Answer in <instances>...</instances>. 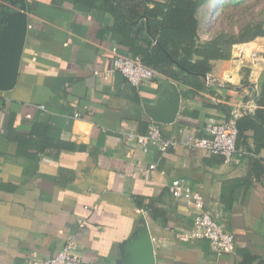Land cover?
I'll return each instance as SVG.
<instances>
[{
  "label": "crops",
  "instance_id": "0c3cea01",
  "mask_svg": "<svg viewBox=\"0 0 264 264\" xmlns=\"http://www.w3.org/2000/svg\"><path fill=\"white\" fill-rule=\"evenodd\" d=\"M9 1L0 0V13ZM25 2L27 37L16 85L0 92V135L9 126L25 136L35 129L44 150L20 156L17 144L0 136V264L53 257L68 241L87 264H132L143 211L136 196L144 205L157 199L165 213L157 220L146 214L155 264H238L243 251L256 257L253 264L264 262V175L250 176L248 158L226 166L203 151L160 154L155 147L130 156L121 133H146L151 118L166 112L155 106L176 92L179 110L172 123H160L162 135L187 131L205 137L208 119H227L232 106L258 93L264 71L251 68L244 84L248 66L232 58L214 60L210 73L222 87L206 89L203 77L205 89L196 91L161 76L136 88L113 71L112 61L140 56L143 42L150 41L143 20L117 19L104 0ZM206 6L196 14L201 42L208 41L200 24ZM263 42L255 44L264 52ZM246 135L252 144L253 133ZM258 159L264 165V149ZM173 179L185 180L234 235L232 253H215L204 240L177 238L191 229L193 214L170 195Z\"/></svg>",
  "mask_w": 264,
  "mask_h": 264
},
{
  "label": "trees",
  "instance_id": "16d2710c",
  "mask_svg": "<svg viewBox=\"0 0 264 264\" xmlns=\"http://www.w3.org/2000/svg\"><path fill=\"white\" fill-rule=\"evenodd\" d=\"M104 1L109 6L107 10L117 19H125L131 24H136L137 20L145 22L150 41L143 42L145 48L138 52L145 65L157 70L162 76L187 85L196 91L205 89L203 77L211 72V61L230 60L234 45L246 43L261 36V33L255 29L245 41L241 37L220 33L214 39L201 42L197 32L196 14L198 9L210 0ZM247 28L249 29L248 26ZM149 47H152L151 53L146 51ZM244 69L246 70L244 84H246L251 68L245 67ZM253 99L257 106L255 112L241 115L236 120L238 131L236 148L240 152V158H248L250 176L261 177L264 175V165L258 159V155L264 149V72L259 77L258 93ZM248 131L253 133L252 144L248 143L246 135ZM0 136L6 142L17 144L16 153L20 156L31 158L33 156L27 152L30 149L44 150V147L38 144L33 137L40 136L35 129H32L29 136H25L9 126L5 136ZM143 201L142 197L134 198L136 207L149 212L153 220L164 218L165 213L156 206L157 199H148L146 205ZM241 254L242 260L238 264H253L257 260L248 252L243 251ZM258 264H264V262L260 261Z\"/></svg>",
  "mask_w": 264,
  "mask_h": 264
},
{
  "label": "built area",
  "instance_id": "2783aa9c",
  "mask_svg": "<svg viewBox=\"0 0 264 264\" xmlns=\"http://www.w3.org/2000/svg\"><path fill=\"white\" fill-rule=\"evenodd\" d=\"M231 58L238 61L240 65L264 71L263 48L257 47L255 41L234 45ZM112 67L113 71L121 74L136 88L154 80L156 77L162 76L157 70L145 65L139 56L133 58L116 56L112 61ZM204 84L206 89L213 88L214 86H223V83L219 82L211 73L205 75ZM211 99L215 104L219 102L216 96H213ZM41 108L44 109V106H41ZM256 109L257 106L254 99L251 98L232 106L228 119H208L204 126L205 137H197L195 134L187 131H182L179 136L164 137L160 124L151 121L147 132L144 134L123 130L121 132L123 143L130 156L136 151L146 154L152 147H155L160 154H166L169 151L182 148L203 151L210 156L220 157L223 165L229 166L233 163H239L238 158L240 157V152L236 148L238 136L236 120L241 115L253 114ZM78 116L75 115L76 118ZM148 168L152 170L155 166L150 165ZM168 190L175 200L186 203L193 214L191 229L176 235L180 241L204 240L208 242L211 250L215 253L230 254L233 252L235 247L234 235L225 231L215 217L205 209L204 200L199 193L194 192L183 179L171 180L168 184ZM146 214L147 211L143 210L142 218L145 220ZM165 230H170V227H166ZM152 242H154L153 239ZM26 264L87 263L76 252V244L73 241H68L55 256L43 260H29Z\"/></svg>",
  "mask_w": 264,
  "mask_h": 264
},
{
  "label": "water",
  "instance_id": "95a60500",
  "mask_svg": "<svg viewBox=\"0 0 264 264\" xmlns=\"http://www.w3.org/2000/svg\"><path fill=\"white\" fill-rule=\"evenodd\" d=\"M10 6L0 13V92L14 89L28 29L27 6L25 0H10ZM205 77V76H204ZM180 96L174 93L167 103L159 102L156 112L165 109V114L152 117L160 124L172 123L179 110ZM141 230L132 239L134 253L132 264H155L154 245L147 222L141 219Z\"/></svg>",
  "mask_w": 264,
  "mask_h": 264
},
{
  "label": "rangeland",
  "instance_id": "374dc122",
  "mask_svg": "<svg viewBox=\"0 0 264 264\" xmlns=\"http://www.w3.org/2000/svg\"><path fill=\"white\" fill-rule=\"evenodd\" d=\"M205 5L200 14L201 34L205 39L224 33L245 41L255 29L261 36L249 42L264 39V0H210Z\"/></svg>",
  "mask_w": 264,
  "mask_h": 264
}]
</instances>
